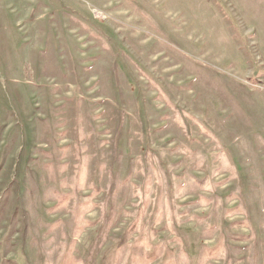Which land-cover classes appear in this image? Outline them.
<instances>
[{
  "label": "rangeland",
  "instance_id": "obj_1",
  "mask_svg": "<svg viewBox=\"0 0 264 264\" xmlns=\"http://www.w3.org/2000/svg\"><path fill=\"white\" fill-rule=\"evenodd\" d=\"M0 264H264V0H0Z\"/></svg>",
  "mask_w": 264,
  "mask_h": 264
}]
</instances>
